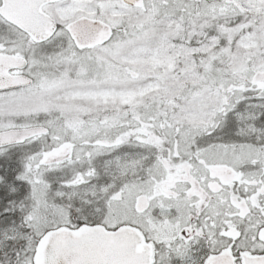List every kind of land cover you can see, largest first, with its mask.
Wrapping results in <instances>:
<instances>
[{"label":"snow or ice","instance_id":"6c2138e0","mask_svg":"<svg viewBox=\"0 0 264 264\" xmlns=\"http://www.w3.org/2000/svg\"><path fill=\"white\" fill-rule=\"evenodd\" d=\"M0 264H264V0H0Z\"/></svg>","mask_w":264,"mask_h":264}]
</instances>
